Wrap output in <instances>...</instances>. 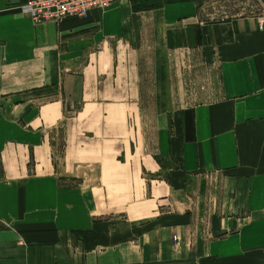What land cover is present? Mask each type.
Instances as JSON below:
<instances>
[{
  "label": "crops",
  "instance_id": "1",
  "mask_svg": "<svg viewBox=\"0 0 264 264\" xmlns=\"http://www.w3.org/2000/svg\"><path fill=\"white\" fill-rule=\"evenodd\" d=\"M26 1L0 0V264H264V0H118L59 23ZM142 52L208 82L124 139V100L151 98L140 68H161Z\"/></svg>",
  "mask_w": 264,
  "mask_h": 264
},
{
  "label": "rangeland",
  "instance_id": "2",
  "mask_svg": "<svg viewBox=\"0 0 264 264\" xmlns=\"http://www.w3.org/2000/svg\"><path fill=\"white\" fill-rule=\"evenodd\" d=\"M241 1L242 0H211L210 4H211V7H213L214 11L220 10L222 11L221 14L225 15L226 12L228 13V10L235 7L236 5H242ZM101 9H104V8H101ZM141 57H143V59L147 61L156 60L157 62L161 63L160 64L161 68L159 67L157 68L141 67L140 68L141 70L140 79H145V81L148 82V79H149L148 77H150V85L145 84L143 88L145 87V91L150 90L151 98L150 99H139V100H129V99L124 100L123 112L125 113V115L123 116H124V124L127 127V128L125 127V130H124V139H132V132L130 131V128L133 124L135 125H138V123L140 125L148 124V122L149 121L151 122L153 119V113L157 112L159 109H164V108L168 109L170 107L172 108V107L179 106L182 104L194 103V102L200 101L201 99H196V100L191 99L190 100L188 96H186L185 94L186 92H184L182 88L191 90L190 88L191 86L195 90V89H198V87L201 89V86H202L203 89L206 90V82H208V81H203V85H202L201 83L202 78H200L199 82L196 83V80H195L196 70H197V74L201 75L202 73L200 69L199 70L193 69V68L188 69L186 67H182V63L179 62V60L177 59L176 60L172 59L173 61L169 60L171 59V57L169 56H168V60L165 59L163 52H158V53L142 52ZM164 62L168 63V65L171 64V67L166 68L165 71L162 68L164 67L163 66ZM154 72L156 75L155 77L156 84L152 85L151 79L154 75ZM164 79L168 81L171 80L172 83L164 84L162 82ZM181 81H184V84H182ZM165 90L166 92L170 93L172 98L159 99L158 96H154L152 94L154 91H161L163 93L162 95L164 96ZM191 92L187 93V95H190ZM92 122L94 123V121ZM111 123L115 124V121H112ZM138 132L139 131L136 128L135 129L136 138H137L136 134H138ZM95 133L97 136L93 140H97L94 142V144L96 145L100 143V141L98 140L105 138L106 133L105 132L104 134L101 133V130H98ZM145 134L147 133H144V135ZM108 135L110 136V138H115L114 131H110ZM92 163H95L94 159ZM97 170H99V168L97 167V165L93 164L91 167V172L96 173ZM95 197L100 200L99 195ZM95 216L101 217L100 213L96 214Z\"/></svg>",
  "mask_w": 264,
  "mask_h": 264
},
{
  "label": "built area",
  "instance_id": "3",
  "mask_svg": "<svg viewBox=\"0 0 264 264\" xmlns=\"http://www.w3.org/2000/svg\"><path fill=\"white\" fill-rule=\"evenodd\" d=\"M118 0H27L18 5L24 15L35 23H59L66 16L85 18L92 9L110 6ZM259 28H264V15L259 18Z\"/></svg>",
  "mask_w": 264,
  "mask_h": 264
}]
</instances>
